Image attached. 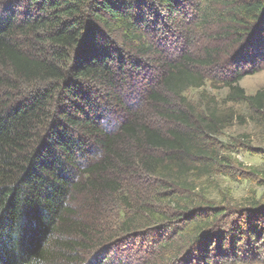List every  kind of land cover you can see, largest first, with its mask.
<instances>
[{
    "label": "trees",
    "instance_id": "16d2710c",
    "mask_svg": "<svg viewBox=\"0 0 264 264\" xmlns=\"http://www.w3.org/2000/svg\"><path fill=\"white\" fill-rule=\"evenodd\" d=\"M145 60L160 75L144 105L173 127L131 112L125 65ZM263 66L264 0H0V264L260 259L264 202L218 201L200 182L222 162L214 137L246 118L209 99L190 112L184 93L227 88L264 123V87L239 85ZM110 108L130 115L108 126ZM123 241L148 250L131 263Z\"/></svg>",
    "mask_w": 264,
    "mask_h": 264
},
{
    "label": "rangeland",
    "instance_id": "374dc122",
    "mask_svg": "<svg viewBox=\"0 0 264 264\" xmlns=\"http://www.w3.org/2000/svg\"><path fill=\"white\" fill-rule=\"evenodd\" d=\"M157 30H161L160 35H163L161 33L164 28L161 24H158ZM199 46L197 47L199 48ZM141 63L135 65V68L128 67L132 65L128 62L125 65L127 73L122 80V87L125 90L126 88L133 89L134 93L130 96L138 104V107L133 108L131 112L138 113L141 117H152V122L162 129L173 127L172 123L154 116L153 110L144 105L143 99L148 94L150 86L152 84L154 87L157 85L160 65L146 60ZM207 73L209 77L212 75L221 77L219 73L216 75V72L208 71ZM239 85L246 94H253L258 89L263 88L264 66L253 74L243 76L239 80ZM227 91V88L212 87L209 82H206L203 87L199 89L191 88L184 93L187 101L192 106L190 112L204 113V108L207 106L206 101L209 99L211 102L215 101L225 108L233 109L237 114L246 118L242 123L233 119L228 126L221 130L218 136L214 137L212 146L217 151H220L222 162L213 167L211 175L200 180L201 189H205L209 197H214L218 201L228 198L232 204H242L251 198H255L262 203L264 202V189L261 185L264 182V123L253 122L247 118L249 112L246 104L224 102ZM102 97V102H106L105 96L103 95ZM106 115L104 124L108 126L113 124L114 126L117 120L130 114L123 108H110ZM191 116L196 117L195 114H191ZM101 154L102 151L97 148V151L92 155L100 157ZM105 199H107L106 203L109 200L107 205L110 208L107 212L104 210L103 217L106 216L108 219L114 220V214L117 216L120 211L119 202H116L115 197H106ZM82 202V199L78 198L75 202L77 204H74V206L78 208ZM138 240L140 241V239ZM149 240L143 242L146 243ZM119 246L122 248V258L128 256L131 259V263L138 261L143 251L148 250L146 245L141 250L137 244L126 241H123ZM239 264H264V254L256 261Z\"/></svg>",
    "mask_w": 264,
    "mask_h": 264
}]
</instances>
